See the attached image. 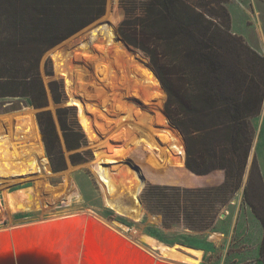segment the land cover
<instances>
[{
  "label": "rangeland",
  "instance_id": "obj_1",
  "mask_svg": "<svg viewBox=\"0 0 264 264\" xmlns=\"http://www.w3.org/2000/svg\"><path fill=\"white\" fill-rule=\"evenodd\" d=\"M255 1L252 15H240L237 0L230 11L236 34L264 57V0ZM124 17L120 0H107L106 13L100 20L50 49L42 59L40 70L50 101L46 110L54 115L58 127L67 164L65 171L55 172L47 155L37 122L40 110L28 106L25 99H0V231L80 214L100 221L144 247L150 256L171 264H197L180 260L183 255L197 259L188 249L202 253L200 264H264V229L259 220V216H264V106L261 114L252 119L256 136L249 158L256 148L258 159L251 162H260L262 181L251 177L253 164L250 169L247 166L241 190L222 209L210 231L189 232L182 226L163 229L161 217L147 211L142 202L148 185L200 188L203 182L212 186L215 180L211 179L222 174L203 178L189 173L185 139L165 111L167 94L159 77L149 59L119 35ZM92 28L97 38L88 47L104 44L114 33L120 44L117 48L109 46L106 51L91 49L92 46L79 49L77 43ZM87 39L82 43L91 40ZM87 63H91L90 68ZM133 73L136 80L130 76ZM153 77L159 87L148 83L155 81ZM53 81L64 87L63 105L53 102ZM102 89L107 94L105 100L96 95ZM145 91L150 93L147 92L148 97ZM99 106H105L108 112ZM60 107L76 111L86 137V145L80 150L70 152L65 146L57 118ZM159 118L167 121L162 124ZM34 123L39 138L32 129ZM78 152L83 155L79 159L85 162L73 165L71 157ZM138 170L145 177L142 204L136 196L140 193L131 196L127 189L134 182L133 172ZM246 187L250 204L245 201ZM145 236L157 242H147ZM163 247L181 252L177 255L181 258L165 255Z\"/></svg>",
  "mask_w": 264,
  "mask_h": 264
},
{
  "label": "trees",
  "instance_id": "obj_2",
  "mask_svg": "<svg viewBox=\"0 0 264 264\" xmlns=\"http://www.w3.org/2000/svg\"><path fill=\"white\" fill-rule=\"evenodd\" d=\"M228 5L229 0H120L125 17L119 35L149 59L159 77L165 111L185 139L188 172L225 173L219 186L148 185L142 202L161 217L163 229L212 230L242 188L256 136L252 119L264 106V57L233 31ZM106 8L107 0H0V99H25L40 110L37 122L55 172L67 164L54 115L46 110L41 62L50 49L100 20ZM50 91L54 104L63 105V85L53 81ZM57 118L68 151L86 145L74 109L58 108ZM81 156L74 154L72 164L85 162ZM252 176L262 181L256 161ZM133 178L127 189L131 196L140 193L141 202L145 177L138 170ZM245 201L250 204L248 187ZM259 220L264 229V216Z\"/></svg>",
  "mask_w": 264,
  "mask_h": 264
},
{
  "label": "bare ground",
  "instance_id": "obj_3",
  "mask_svg": "<svg viewBox=\"0 0 264 264\" xmlns=\"http://www.w3.org/2000/svg\"><path fill=\"white\" fill-rule=\"evenodd\" d=\"M96 30V29H95ZM114 30V32H116V30L115 29H113ZM96 31H94V29L92 28V30H88L87 32H86V34H85V36L82 38V40L83 41H85V38H88L87 40H89V39H91L89 42H87V43H80V42H78L77 43V45L79 46L78 48L80 49H82V48H86V49H88L89 47H91L92 46V48L91 49H93V48H98L99 50H107L108 49V47L109 46H116V48H117V46L120 44L119 42H120V40L118 41V37H117V35H116V33H114L113 35H111V36H109L107 39H105V41H104V44H99V45H96V46H94L93 47V44L91 45V46H89L88 47V45H89V43H92L91 41H93L94 39H96L97 37H96V33H95ZM98 35H100V33L98 34ZM101 36V35H100ZM103 36V35H102ZM90 49V50H91ZM98 51V50H97ZM110 52V51H109ZM96 53V52H95ZM98 53V52H97ZM105 54V53H104ZM84 55H85V53H84ZM83 55V56H84ZM91 55V54H90ZM92 56V55H91ZM92 57H94V56H92ZM89 62V61H88ZM88 65V67L90 68V64L91 63H87ZM92 66V65H91ZM103 66V65H102ZM105 72V71H104ZM115 72V71H114ZM113 72V73H114ZM89 74L91 75L92 73H91V71H89ZM95 76H97L98 77V71H97V69H96V72H95ZM134 75H136V74H130V76H131V78L133 77L135 80L137 79V76H134ZM89 76V75H88ZM154 76V75H153ZM151 77V76H150ZM155 77V76H154ZM153 77V78H154ZM81 78V77H80ZM116 78V76L114 75L113 77H112V79L114 80ZM132 78V79H133ZM152 78V79H153ZM111 79V80H112ZM155 79V78H154ZM96 80V79H95ZM128 80V79H127ZM126 80V81H127ZM149 81V80H148ZM109 83H111L112 84V82L110 81ZM148 83H151V84H153L154 86L156 85V87H159V82L155 79V81H153V80H151V81H149ZM89 84V83H88ZM97 84V83H96ZM129 86H130V84H129ZM103 88V87H102ZM130 88V87H129ZM136 88V87H135ZM162 88V87H161ZM100 89V88H99ZM85 90V89H84ZM151 91V90H150ZM148 92V91H147ZM147 92L145 91V93H146V96H147ZM94 94H95V92H94ZM150 93L148 92V95H149ZM96 95L97 96H99V98H103L104 100H105V98H106V96H107V94L105 93V91L102 89V90H97L96 91ZM95 95V96H96ZM148 97V96H147ZM96 106V105H95ZM98 106V105H97ZM100 108H101V110L102 111H106V112H108V108H106L105 106H99ZM110 108V107H109ZM105 112V113H106ZM159 120H160V122L163 124L164 123V121L166 122L167 120H165V119H161V118H159ZM164 120V121H163ZM35 122V121H34ZM36 123V122H35ZM35 123L33 124V132H35V134H36V137L38 136V138H39V134H38V132H37V127H36V125H35ZM29 130V129H28ZM27 130V131H28ZM29 132V131H28ZM184 156H185V153H184ZM45 160V159H44ZM47 165V164H46ZM40 169V168H39ZM15 200V199H14ZM13 200V201H14ZM11 203V205H10V207H14L13 206V204H12V202H10ZM9 203V204H10ZM64 218H66V217H64ZM67 218H69L68 220H70L69 221V225L71 226V227H64V225H60L59 227H58V229H57V231L58 232H60V233H62L63 234V238L64 239H67V238H69L68 240H66V241H64V242H62L61 244L60 243H58V244H60V245H56L55 247H51V249L52 250H48L49 251V256H55L57 259H59V258H61L62 259V263H59V264H72V262H66L65 260H64V256H65V248H67V251H66V253H67V255H70V254H74V252L76 253H79L80 252V249H81V243H82V236H80V234H81V232H79L78 233V229H82L83 230V227L84 226H82L83 225V223H85V225H88L89 224V221H92L93 219L91 218V217H89V216H85V215H78V216H70V217H67ZM71 218V219H70ZM58 219H62V218H56V219H53V220H50V221H43V222H40L42 225V228H43V230H41V231H39V232H37V230L36 231H25L24 230V228H23V226L22 227H20V228H23V230L22 231H16L15 232V230L16 229H18L19 230V227L17 228V227H11V228H9V229H7V230H5V231H0V250H1V252H3V253H9V254H7V255H10L11 256V259H13V263L15 262V264H17V258L19 257V256H21V255H25V254H27V253H29V252H33V251H36V249L37 250H41V249H47V248H50V245H49V243L47 244L46 243V241H41L42 240V237L41 236H44L45 234L47 235L48 234V229L49 228H57L56 226H51V225H53V223H54V221H56V220H58ZM72 221H74V223L72 222ZM94 221V220H93ZM33 225V224H32ZM51 226V227H50ZM112 227V226H111ZM108 228V227H107ZM109 229V228H108ZM113 234H115L117 237H122V235L121 234H119L120 232H115V231H112V230H110ZM70 232V233H69ZM41 237V238H40ZM71 237H73V238H71ZM47 238H48V236H47ZM123 238V237H122ZM38 239V240H37ZM39 239H41L40 241H39ZM124 239L127 241H129V239H127L126 237H124ZM145 240L147 241V242H150V243H152V244H155L157 241L156 240H154L153 238H151V237H149V236H145ZM39 242H42V243H39ZM52 242H54V240H52L50 243H52ZM154 242V243H153ZM56 243V242H55ZM129 243L132 245V246H134L137 250H138V253H139V255H141V259L142 260H144L145 261V263H149V264H171L170 262H165V261H162V260H158V259H156V258H154V257H152V256H150L149 255V253H146V251L143 249L144 247H142V246H139V245H136V243L134 244V243H132V242H130L129 241ZM44 244V245H43ZM47 244V245H46ZM57 244V243H56ZM161 245V244H160ZM159 245V246H160ZM43 246H45L44 248H43ZM157 246V245H156ZM155 246V247H156ZM58 247V248H57ZM161 249V248H160ZM188 250H190V252L193 254V255H195L196 257H197V259H193V258H190V257H188V256H184L183 254H181V255H183L182 256V259H180V260H183V261H186V262H189V263H194V262H196L197 264H200V261H202V260H200L201 259V256H202V253L200 252V251H198V250H195V249H188ZM58 251V252H57ZM163 251H164V254L165 255H171V256H173L174 258H177V257H179V258H181L180 256H177L178 255V253H181V252H178V251H175V249H172V248H169V249H167L166 247H163ZM189 252V251H188ZM147 254H148V256H147ZM5 255V254H4ZM80 255V254H79ZM79 255H76L77 257H79ZM76 256H75V258H76ZM143 257V258H142ZM169 257V256H168ZM2 257H0V259H1ZM53 258V257H52ZM73 259V260H76V259ZM155 259L156 260H158V261H155ZM178 259V258H177ZM0 264H1V262H0ZM174 264V263H173Z\"/></svg>",
  "mask_w": 264,
  "mask_h": 264
},
{
  "label": "water",
  "instance_id": "obj_4",
  "mask_svg": "<svg viewBox=\"0 0 264 264\" xmlns=\"http://www.w3.org/2000/svg\"><path fill=\"white\" fill-rule=\"evenodd\" d=\"M223 217H225V215H223ZM68 219L69 218H62L54 221L53 225L51 226H56L57 228H49L47 231L48 234L41 236L42 240L39 239V241L41 240L43 242L46 241L47 244L49 243L50 248L41 249V250L36 249V251L29 252L25 255H21L17 258V264L62 263L61 258L57 259L55 256H52L53 258L49 256L48 250H52L51 247H55L56 245L58 246L62 242L69 239V238L64 239L63 234L57 231L58 227L62 223L64 227H71L69 225L70 220ZM72 222L74 223V221ZM41 225H42L41 223H36L30 226H25L23 228L25 231L33 232L37 230V232H39L43 230ZM82 226H84L83 230L78 229V233L81 232L80 236H82L80 252L79 253L74 252V254L67 255L66 253L67 248H65L64 260L67 263L72 262V264H149L148 262L145 263V261L140 258L141 255H139L138 250L134 246H132L128 240L126 241L122 237H117L115 234H113L110 231V229L106 227L105 224L101 223L100 221L97 222L92 220L89 221L88 225H85V223H83ZM23 228L19 227V230L16 229L15 232L22 231ZM52 240H54V242L50 243ZM44 247L45 246H43V248ZM7 254L9 253H3L0 250V257H2L0 259L1 264H15V262L14 263L12 262L13 259H11V256ZM76 255H79V257H77ZM74 258L76 260H73ZM155 261L158 260L155 259Z\"/></svg>",
  "mask_w": 264,
  "mask_h": 264
},
{
  "label": "crops",
  "instance_id": "obj_5",
  "mask_svg": "<svg viewBox=\"0 0 264 264\" xmlns=\"http://www.w3.org/2000/svg\"><path fill=\"white\" fill-rule=\"evenodd\" d=\"M237 2H238L237 3V7H238L237 10H238V13L240 15H243V16L252 15V13H253V9H252L253 5L252 4H255V2H256L255 0H237ZM233 3H235V0H229V5H228L230 7L229 10H231V6H232ZM239 10H240V12H239ZM233 31H235V33L237 32L235 30V28H233ZM255 157H257L256 148H255V151L253 152V156H252L251 160H249V165H248L249 169L251 168V165L253 164V162H251V161H253ZM257 159H258V157H257ZM258 162H259V160H258ZM259 165H260V162H259ZM260 168H261V172L263 173L261 165H260ZM217 172L221 173L222 176H219L218 178H212L211 180H215L213 182L212 186H219V185L223 184L224 181H225V173L223 171H217ZM217 172H214V173H212L210 175L203 176V178L211 176V175H213V174H215ZM207 186H210V185H208L205 182H203V187H207ZM185 187H198V186H192V185H189V184H185Z\"/></svg>",
  "mask_w": 264,
  "mask_h": 264
}]
</instances>
